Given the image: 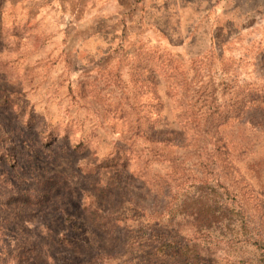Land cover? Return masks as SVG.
Returning <instances> with one entry per match:
<instances>
[{"label": "rangeland", "instance_id": "374dc122", "mask_svg": "<svg viewBox=\"0 0 264 264\" xmlns=\"http://www.w3.org/2000/svg\"><path fill=\"white\" fill-rule=\"evenodd\" d=\"M0 264H264V0H0Z\"/></svg>", "mask_w": 264, "mask_h": 264}, {"label": "trees", "instance_id": "16d2710c", "mask_svg": "<svg viewBox=\"0 0 264 264\" xmlns=\"http://www.w3.org/2000/svg\"><path fill=\"white\" fill-rule=\"evenodd\" d=\"M205 168L209 171V174L213 172V169L210 167V164H206ZM194 185L195 189L193 194L185 195L182 200L181 207L185 209L190 215L194 216L195 223L197 224L198 229H203L206 232L210 231V222H220L222 218L226 219L229 225L230 222H235V231L237 235L235 239L237 241H243V243H251L252 246L257 248H262V240L259 235L253 234L255 229L253 226H250L249 222L241 215V212H244L243 208L240 205L235 206L234 201L230 203V188L227 185H224V182L217 180V182H210L211 180H200ZM239 207V208H238ZM240 217H237V213ZM206 225V226H205ZM204 226V227H203ZM234 239V240H235ZM186 246V252L190 250V254L194 253L192 251V246ZM207 256L206 258H208ZM197 257H193V260ZM211 259V258H210Z\"/></svg>", "mask_w": 264, "mask_h": 264}]
</instances>
